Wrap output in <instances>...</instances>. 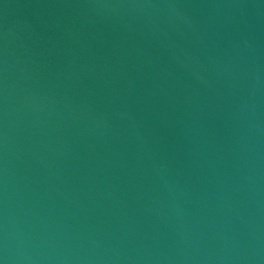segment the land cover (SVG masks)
<instances>
[{"label": "water", "instance_id": "1", "mask_svg": "<svg viewBox=\"0 0 264 264\" xmlns=\"http://www.w3.org/2000/svg\"><path fill=\"white\" fill-rule=\"evenodd\" d=\"M0 264H264V0H0Z\"/></svg>", "mask_w": 264, "mask_h": 264}]
</instances>
